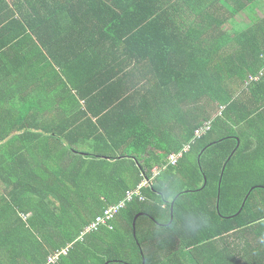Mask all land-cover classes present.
I'll use <instances>...</instances> for the list:
<instances>
[{"label": "trees", "instance_id": "obj_1", "mask_svg": "<svg viewBox=\"0 0 264 264\" xmlns=\"http://www.w3.org/2000/svg\"><path fill=\"white\" fill-rule=\"evenodd\" d=\"M75 1L0 0V264H264V0Z\"/></svg>", "mask_w": 264, "mask_h": 264}, {"label": "built area", "instance_id": "obj_2", "mask_svg": "<svg viewBox=\"0 0 264 264\" xmlns=\"http://www.w3.org/2000/svg\"><path fill=\"white\" fill-rule=\"evenodd\" d=\"M264 57V55H263ZM264 75V69H262L257 75H251L249 81L259 80ZM212 128V123L207 122L203 127L198 129L195 133L194 140L202 138L208 131ZM189 146H185L182 150L172 153L166 159V163L163 169L175 166L177 161L182 158L188 152ZM139 191H129L128 194L123 198V200L117 205L110 206L106 209L102 215L97 216V219L87 228L86 233L96 232L99 228L106 227L109 229H113L112 222L115 218L120 214V212L126 208L127 204L139 198L140 202L146 201L145 195H138ZM63 253H66L64 251Z\"/></svg>", "mask_w": 264, "mask_h": 264}, {"label": "rangeland", "instance_id": "obj_3", "mask_svg": "<svg viewBox=\"0 0 264 264\" xmlns=\"http://www.w3.org/2000/svg\"><path fill=\"white\" fill-rule=\"evenodd\" d=\"M242 15V14H241ZM240 19V17H238L237 18V20H239ZM225 109L224 108H220V110L219 111H217V113L216 114H223V111H224ZM215 115V114H214ZM220 117H221V115H220ZM215 122H216V120H215ZM260 125V124H259ZM232 126V125H231ZM231 128H233V131H231L232 132V134L233 135H235V134H240L241 132H244L246 135H252L253 137H258V131H259V126H258V123H255V121L254 122H252V123H250V122H245L243 125H241V126H232ZM171 131H174L173 130V126H171L169 129H168V123H167V121L166 122H164V125H163V127H162V132H163V135L166 137V142H165V138L164 137H156L155 139V142H156V144L157 145H159V143L161 144V145H159L160 146V149H162V148H166V146L168 145V144H176V142H178L177 144H180V143H182V141H183V139H182V137H181V135H182V129H180V130H177V131H175V132H171ZM220 137V131L218 130V131H214V133L211 135V137L210 138H214V139H216V138H219ZM195 145V144H194ZM193 145V146H194ZM118 155L119 156H126L127 157V155H130V152H128V151H126V153H124V151H119L118 152ZM190 160H192V157H190ZM131 164V163H130ZM133 165V170H132V172L134 173V174H136L137 175V173H139V166L137 165V164H132ZM124 170H126V169H124ZM261 179H264V178H261ZM185 188V187H184ZM264 195V190H258L257 192H256V195ZM80 211L81 212H87V210H86V206H83V207H81L80 208ZM161 212V211H160ZM160 212L157 214V216L160 214ZM152 225V224H151ZM150 225V226H151ZM154 228H156V227H154ZM158 230V229H157Z\"/></svg>", "mask_w": 264, "mask_h": 264}, {"label": "bare ground", "instance_id": "obj_4", "mask_svg": "<svg viewBox=\"0 0 264 264\" xmlns=\"http://www.w3.org/2000/svg\"><path fill=\"white\" fill-rule=\"evenodd\" d=\"M263 55H264V54H262V59H263V67H262V69H264V57H263ZM262 69H261V70H262ZM261 70H260V71H261ZM255 81H257V80H255ZM248 82H250V81L248 80L247 83H248ZM251 82H253V81H251ZM207 122H211V123H212V128H211V130H210V131H212V129H213V124H214V122H215L214 119H212V120H210V121H206V122H204V123L198 128V129H200L201 127H203L204 124L207 123ZM198 129H196V131H197ZM196 131L194 132V137H195V133H196ZM208 132H209V131H208ZM208 132H207V133H208ZM207 133H206V134H207ZM206 134H205V135H206ZM205 135H204V136H205ZM194 137H193L192 140H190L189 142L185 143V144L182 146V148H181L180 150H182L185 146H189V149H188V153H189L190 150H192L193 145L199 140V139L194 140ZM180 150H179V151H180ZM177 152H178V151H177ZM183 157H184V156H183ZM183 157H182V158H183ZM182 158H180V159L177 161V163H176L175 166H177V164L179 163V161H180ZM175 166H170V167H175ZM170 167H167V168H165V169H163L164 167H156V168H154V169H153V172H152V175H151L150 177H146V176L143 177V180H142L141 183L138 185V187L135 188V189L127 190L125 195H127L129 191H139V194H138V195H143V193H142V191H141V190H143V187L148 186L149 184H151L154 178L158 177L162 172H164V170H167V169L170 168Z\"/></svg>", "mask_w": 264, "mask_h": 264}, {"label": "crops", "instance_id": "obj_5", "mask_svg": "<svg viewBox=\"0 0 264 264\" xmlns=\"http://www.w3.org/2000/svg\"><path fill=\"white\" fill-rule=\"evenodd\" d=\"M74 4L83 5V2L82 1H75V0H54V7H58V8L59 7H67V6H71V5H74ZM243 17H244V15H242V17L239 20H237L236 23H235V27H237L238 29H244V28H246V26H248V20L245 19V17L244 18ZM227 28H230V27H227ZM84 46H85V43L83 44V47ZM80 53H81V48H79V47L74 48V50L72 52V54H80ZM84 68H83V70H84ZM251 83H253V82H248V83L246 82V86L247 85L249 86ZM223 108L225 109L226 106H223ZM220 115H222V114H220ZM214 124H215V122H214ZM214 124H213V127H214Z\"/></svg>", "mask_w": 264, "mask_h": 264}, {"label": "water", "instance_id": "obj_6", "mask_svg": "<svg viewBox=\"0 0 264 264\" xmlns=\"http://www.w3.org/2000/svg\"><path fill=\"white\" fill-rule=\"evenodd\" d=\"M171 213H172V207H171ZM137 219H138V217H136L134 225H136V220H137Z\"/></svg>", "mask_w": 264, "mask_h": 264}, {"label": "clouds", "instance_id": "obj_7", "mask_svg": "<svg viewBox=\"0 0 264 264\" xmlns=\"http://www.w3.org/2000/svg\"><path fill=\"white\" fill-rule=\"evenodd\" d=\"M172 154V153H171Z\"/></svg>", "mask_w": 264, "mask_h": 264}]
</instances>
